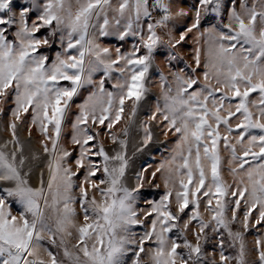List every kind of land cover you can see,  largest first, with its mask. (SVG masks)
<instances>
[{
	"label": "snow or ice",
	"instance_id": "obj_1",
	"mask_svg": "<svg viewBox=\"0 0 264 264\" xmlns=\"http://www.w3.org/2000/svg\"><path fill=\"white\" fill-rule=\"evenodd\" d=\"M0 264H264V0H0Z\"/></svg>",
	"mask_w": 264,
	"mask_h": 264
},
{
	"label": "rangeland",
	"instance_id": "obj_2",
	"mask_svg": "<svg viewBox=\"0 0 264 264\" xmlns=\"http://www.w3.org/2000/svg\"><path fill=\"white\" fill-rule=\"evenodd\" d=\"M133 136H135V132H133ZM136 138L138 139V137H136ZM161 139H163V138H161ZM129 151H130V152L132 151L131 144H130V149H129ZM152 154L155 155V156H157V157H159V155H160V153H158V152H153ZM141 158H146V154H145L144 156H142ZM138 162H139V160H138ZM148 162H149L150 164H152V163H156V162H158V161H152V160H149ZM248 239H249V241H251V236H249Z\"/></svg>",
	"mask_w": 264,
	"mask_h": 264
}]
</instances>
